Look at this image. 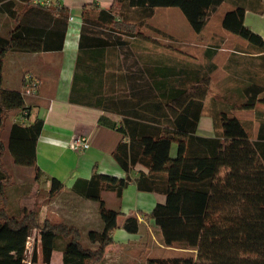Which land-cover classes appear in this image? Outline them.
I'll use <instances>...</instances> for the list:
<instances>
[{
    "label": "trees",
    "instance_id": "1",
    "mask_svg": "<svg viewBox=\"0 0 264 264\" xmlns=\"http://www.w3.org/2000/svg\"><path fill=\"white\" fill-rule=\"evenodd\" d=\"M17 1L0 0V11H6L14 21L13 27L0 35V264L23 263L27 238L34 227L38 229L43 264L50 263L51 253L56 249L62 253L63 264H100L107 247L113 244L112 232L120 215L105 206L101 192L113 189L119 195L129 178L97 173L72 186L74 191L97 202L102 227L86 232L87 245L82 243L81 232L75 225L49 219L38 223V209L19 208L11 212L8 207L6 190L13 184V176L3 166L2 156L6 151L13 164L33 167L34 178L38 179L41 171L36 165V144L43 121L21 124L14 120L23 111L27 119L28 107L22 90L2 87L3 57L7 51L61 50L68 18L64 8L39 7L32 0ZM223 2L234 6L223 15L222 28L246 40L258 54L255 57L258 65L241 69L235 77L228 76L222 81L220 86L237 78L227 91L207 93V76L190 92L175 89V93H162L164 84L156 81L155 93H132L119 99L123 109L112 108L114 101L106 98L98 105L121 116L116 130L127 141L116 146L114 156L118 163L125 171L136 166L145 169V172L138 170L136 189L164 196V202L156 203L145 215L158 228L162 245L194 251L179 256L148 257L146 264H264V116L261 112L256 114L258 127L254 133L251 120L242 121L233 113L264 104V41L244 24L246 0H114L109 9L84 8L81 12L76 69L87 56L98 60L104 51L101 47L124 42L113 33L145 37L143 29L148 27L166 36L146 21L155 8H178L198 35ZM128 8L137 13V17L132 14L135 21L129 20ZM46 22H52L48 29L40 24ZM96 28L111 33L99 35ZM215 50L205 49L208 60ZM208 63L207 72H211L215 65ZM76 83L74 76L72 84ZM15 111L4 141L2 130ZM205 114L211 119L212 136L198 133ZM98 122L115 126L102 115ZM172 146L174 156L170 153ZM62 188L63 183L52 177L48 197ZM121 227L136 233L138 218L124 217ZM30 259L31 264L37 263L35 251Z\"/></svg>",
    "mask_w": 264,
    "mask_h": 264
},
{
    "label": "crops",
    "instance_id": "2",
    "mask_svg": "<svg viewBox=\"0 0 264 264\" xmlns=\"http://www.w3.org/2000/svg\"><path fill=\"white\" fill-rule=\"evenodd\" d=\"M246 1L248 6L244 12V24L264 41V0ZM31 3L44 8H64L68 12V17L73 18L72 21L67 18L61 50L7 51L3 57V88L21 91L22 77L26 72L34 74L39 80L35 94L24 97V104L28 107L26 123H31L36 119L43 121L36 144V165L41 174L38 179L33 176L34 184L30 190L38 191L37 188H41L42 194L46 196L52 177L63 183L62 190L55 196L51 198L46 196L47 199L41 201L39 216L50 211L59 218H65L63 220L69 224L81 225L82 236L85 238L88 230H100L102 222L98 215L97 202L86 198L81 192L74 191L72 189L74 183L88 180L97 173L116 178H129L127 184L121 188L119 195L113 189H104L101 192L105 206L117 210L120 215L118 216L119 224L112 232L113 244L106 249L100 264H146L148 257L183 255V253H172V250L176 249L174 247L162 245L158 228L145 216L150 213L156 203L164 202V196L161 193L137 190L135 178L141 166L125 171L114 156L118 143L127 141V138L116 130L121 123V116L109 110H102L98 105H102L106 98L114 101L111 104L112 108L123 109L118 103L119 99L124 95L130 96L132 93H155L154 83L156 81L164 84L162 93H175V89L195 91L194 88L204 76L209 78L207 93H224L230 87L229 84L223 83L219 86L220 88L218 84L215 86L212 73L217 67L207 72L208 61L188 58L179 46L181 45L180 39L179 41L170 39L171 34L166 32L167 34L164 33V35L166 34L168 42L157 41L158 39L149 35L148 27L145 28V37L112 32L124 42L105 48L101 47L104 51L98 60L87 56L81 60L76 69L82 10L84 8L109 9L115 4L114 0H32ZM221 6H225V13L233 9L234 5L223 2L217 9ZM161 8L170 11L174 7ZM157 9L155 8L152 16L146 19L148 23L152 22L151 19ZM133 11L134 8L126 10L130 21H135L132 14L137 17V13ZM166 14L171 13L166 12ZM0 16L6 19V23L1 24L0 22V35H4L13 27L14 21L6 11H0ZM40 24L45 29L52 26V22ZM40 24L36 26L42 28ZM2 26H5L4 29ZM207 26L208 23L197 35L199 38ZM96 29L99 35L108 31L105 28ZM203 48L211 49L207 45ZM205 49L203 53L207 59ZM232 52L243 54L239 51ZM248 55L256 57L258 54L248 53ZM227 75L228 73L225 76ZM74 76L77 82L75 85L72 84ZM101 115L106 117L108 122H114L115 126L112 128L99 123L98 118ZM204 118L208 121L204 120V126L201 128ZM8 128L9 126L6 132ZM198 133L204 136L213 135L211 119L206 114L200 119ZM81 135L87 137L89 147L82 153H76L70 148L69 141L74 136ZM170 153L171 156L175 155L174 146ZM10 161L12 162V158ZM12 168L18 167L13 164ZM142 169L145 172V169ZM12 176L13 184L7 188V194L11 195L10 198H14V201H18L17 206L15 207V204L11 209L16 212L19 208H28L26 204L18 200L28 194L26 192L28 189L23 176L17 175L14 171ZM24 189L27 190L24 191ZM129 215L138 218L139 230L136 233H129L121 227L123 218ZM184 251L194 253L190 250ZM40 264L43 263L40 261ZM49 264H63L60 250L52 251Z\"/></svg>",
    "mask_w": 264,
    "mask_h": 264
},
{
    "label": "rangeland",
    "instance_id": "3",
    "mask_svg": "<svg viewBox=\"0 0 264 264\" xmlns=\"http://www.w3.org/2000/svg\"><path fill=\"white\" fill-rule=\"evenodd\" d=\"M224 7L225 6H221V8L216 9L215 12L211 14L207 22L208 26L207 28H205L200 38L192 31V29L190 28L188 22L186 21L181 11H179L178 8H175V7L173 9H170V11H167L164 8H158L157 12L153 15V18L151 19L152 22H149L151 26L160 29L163 33L169 32L171 34L170 39L172 38L174 40L180 39L181 45L179 46L183 50V52L187 54L188 58L192 57L197 61H205V62L210 61V63H211V60H213V64L215 63L214 65L215 67H217V69L212 73V78H213V83H215L214 85L217 86L218 84V87L220 86V84H222V81H224L228 76L235 77L234 74L240 72L241 69H244L246 67L253 66V65L254 66L258 65L257 58L248 55L249 52L253 54L255 53L256 50L251 48V46L247 45L246 43L248 42L244 40L243 38L236 36L228 32L224 28H222L221 21H222L223 15L225 14ZM166 12L171 13V14H166ZM5 20H6L5 18L3 19L2 16H0L1 24L6 23ZM4 27L5 26H2V29H4ZM143 31L145 32L146 29L145 30L143 29ZM148 33L150 36H153L156 39H158L157 41L168 42L167 40L168 38L166 36H162L161 34L152 32L150 30ZM205 45H207L208 47H211L212 50L215 49L214 47L219 46L217 47L219 49L215 50V53L209 60H207L206 57H204L203 52L205 48L203 47ZM232 51L243 52V54H239V53L232 52ZM226 73H228L227 76H225ZM233 81L232 83L229 84V86L234 85L235 81H237V78L236 79L233 78ZM258 112H261L262 115L264 116V104L258 103L252 109H242V110L239 109V110L233 111L234 115L237 116L240 120L247 121V122L251 120L253 130L258 125V121L255 120L256 114L258 115ZM14 115H15V112H12L10 114L9 119H7L5 126L2 130L1 136L4 141L6 140V137H7L6 129L9 126L10 122L12 121L11 119L14 117ZM204 120L208 121V119L204 118L201 123V128H203L204 126L203 124ZM10 158H11L10 154L5 151L2 156L3 166L7 169V171L11 173L14 171V173H16L17 175L23 176L24 180L27 182L28 190L24 189V191L27 190L26 192L28 194H26L25 197L21 200L19 198L18 199L19 202L22 204H26L28 208H34V209L40 210V207L42 204L41 201L44 199H47L48 195H46L47 197L43 195L42 194L43 191L41 188H37L38 191L30 190L32 185L34 184L33 183V180H34L33 167L16 165L18 168L13 169L12 168L13 164H11L12 162L10 161ZM10 187L11 185L8 186V188ZM36 187H39V186H36ZM6 193H7V190H6ZM7 196L9 198L8 207H9V210H11L15 204H16L15 207L17 206L18 201L16 200L14 201V198H10L11 195L7 194ZM11 212H14V211L11 210ZM36 219L38 223H41L44 219H49L52 222L61 221V222L67 223L65 220H63L65 218L63 217L59 218L58 215H56L55 213L51 214L50 211L45 213V215L42 213L40 216H39V211H38ZM76 227L80 230L81 235H82V230H83L82 226L76 225ZM81 241L84 245L88 244L86 237L84 238L82 236ZM174 248L176 249H173L172 253H177V254L183 253V255L188 254V253H185L186 251L181 250L178 247H174ZM32 251H35L37 255L36 264H40V242H39V237H38V229L36 227L32 229L31 234H30V239L28 241V250H27L28 258L31 256ZM26 260H29V259H26Z\"/></svg>",
    "mask_w": 264,
    "mask_h": 264
},
{
    "label": "built area",
    "instance_id": "4",
    "mask_svg": "<svg viewBox=\"0 0 264 264\" xmlns=\"http://www.w3.org/2000/svg\"><path fill=\"white\" fill-rule=\"evenodd\" d=\"M68 19L70 21L73 20L72 17H68ZM22 81H23V85H22V93H23V95L27 96V95L35 94V92L38 89V85H39L38 78L32 73L26 72V73L23 74ZM25 114H26L25 111H23L14 120H16L17 122H19L21 124H24L25 121H26ZM69 146L74 152L82 153L84 150H86L89 147V141H88L87 137H85V136H82V135L81 136H74L69 141ZM29 239H30V236L27 238L26 250H28V241H29ZM26 259H29L30 261L26 260ZM22 264H31V259H30V257L28 258V255L23 260Z\"/></svg>",
    "mask_w": 264,
    "mask_h": 264
}]
</instances>
